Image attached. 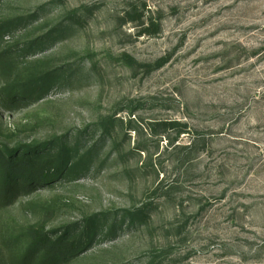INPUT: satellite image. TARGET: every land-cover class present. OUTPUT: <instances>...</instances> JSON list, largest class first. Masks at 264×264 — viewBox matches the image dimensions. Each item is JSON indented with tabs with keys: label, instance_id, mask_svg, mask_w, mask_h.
Listing matches in <instances>:
<instances>
[{
	"label": "rangeland",
	"instance_id": "rangeland-1",
	"mask_svg": "<svg viewBox=\"0 0 264 264\" xmlns=\"http://www.w3.org/2000/svg\"><path fill=\"white\" fill-rule=\"evenodd\" d=\"M1 59L0 99L50 84L0 151L72 158L0 205V264L39 230L80 238L54 264H264V0H0Z\"/></svg>",
	"mask_w": 264,
	"mask_h": 264
},
{
	"label": "trees",
	"instance_id": "trees-1",
	"mask_svg": "<svg viewBox=\"0 0 264 264\" xmlns=\"http://www.w3.org/2000/svg\"><path fill=\"white\" fill-rule=\"evenodd\" d=\"M158 32V25L149 22V25L143 28L138 36L151 35L155 36ZM0 61L5 62L4 59ZM163 64H156V67H161ZM36 81L35 83H27L22 86H16L8 88L0 99V105L3 108H9L10 104L15 105L16 108L23 107V101L30 99L31 95L37 93L39 98L43 95V89L49 86V82L43 83ZM47 90V89H46ZM36 97V98H37ZM112 121H103L100 123L101 130L107 133L108 127L111 126ZM163 132H174L176 136L184 133L185 126L178 122H164L159 125ZM71 149L61 145L56 150L55 154H51L49 149L39 151V148H25L20 147L10 150L0 151V205L8 203L9 199L13 197L19 190L31 189V187L40 184H49L55 177L60 176L63 166L72 158ZM136 218L141 214L139 211L136 213ZM133 218L131 217V222ZM90 224L91 221L89 222ZM88 224H86L87 226ZM66 233H64L65 235ZM31 242L23 254L22 258L15 261V264H26L30 256H33L35 252L41 253V259L39 264H54L58 259L65 258L81 246L80 238L68 242L67 238L59 237L55 239L49 234L44 232L32 231ZM79 247V248H78ZM30 262V261H29ZM29 264V263H28Z\"/></svg>",
	"mask_w": 264,
	"mask_h": 264
}]
</instances>
